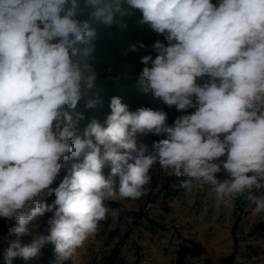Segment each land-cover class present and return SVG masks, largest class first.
Listing matches in <instances>:
<instances>
[{"label":"clouds","instance_id":"obj_1","mask_svg":"<svg viewBox=\"0 0 264 264\" xmlns=\"http://www.w3.org/2000/svg\"><path fill=\"white\" fill-rule=\"evenodd\" d=\"M134 16L167 41L140 57V90L194 111L168 125L164 111H130L113 96L104 123L91 119L81 136V102L102 103L97 26L123 32ZM145 48L137 40L127 51ZM149 133L164 137L151 151L138 143ZM157 164L183 177L186 193L207 185L216 201L244 197L246 211L264 215V0H0V218L15 221L0 237L5 264L46 244L68 261L98 233L106 201L147 194ZM46 213L48 234L22 244Z\"/></svg>","mask_w":264,"mask_h":264},{"label":"rangeland","instance_id":"obj_2","mask_svg":"<svg viewBox=\"0 0 264 264\" xmlns=\"http://www.w3.org/2000/svg\"><path fill=\"white\" fill-rule=\"evenodd\" d=\"M114 177L118 189L119 177ZM225 178L222 172L219 180ZM145 187L147 194L138 200L116 199L106 205L108 216L95 237L71 259L57 258L56 264H172L183 239L202 246L200 253L188 257L190 264H264V227L259 228L264 215L253 217L246 211L244 197L225 205L207 185L171 195ZM51 215L38 219L42 223Z\"/></svg>","mask_w":264,"mask_h":264},{"label":"trees","instance_id":"obj_3","mask_svg":"<svg viewBox=\"0 0 264 264\" xmlns=\"http://www.w3.org/2000/svg\"><path fill=\"white\" fill-rule=\"evenodd\" d=\"M213 3H218V0H213ZM134 16L132 19L125 18L128 28L121 32L116 28L107 29L102 26L98 27L99 39L97 41L96 48V68L98 71V80L96 82V87L93 90V94L97 95L102 103L93 109H86L81 102L79 106V111L84 114L85 119L79 122L77 126V134H83L84 128L90 122L91 119L96 118L102 124L104 123L107 115L110 113V100L113 96H119L122 98V102L127 104L130 111H135L140 107H148L153 110H162L167 113V123L172 125L174 120L181 115L191 114L194 109H188L187 111L180 112L177 111L174 106L169 107L165 105L162 101L155 99L151 94L143 93L138 84L137 77L144 67L140 63V57L144 55L151 54L153 59L157 53L153 50V44L156 41H160L167 45V41L163 35H158L152 32L150 29L145 28L144 30L139 29L135 26ZM112 31V35L108 36L107 33ZM139 40L143 43L146 48L140 49L136 52L127 51L130 44L135 43ZM126 52L122 55V52ZM133 65L131 68L130 65ZM149 67L151 64L148 65ZM163 136H157L154 134H145L138 137V143L144 144L148 147L149 151L152 149L154 142L163 139ZM224 159V158H221ZM72 161H69L65 166L53 184V187L58 186L63 176L67 174L68 168H70ZM110 170H106V175H108ZM223 170L217 174V178L221 176ZM151 182L149 184L150 190L157 189L166 195H171L174 192L181 190L179 187L180 180L183 177L177 178L174 175L166 174L159 165H154L150 171ZM109 179L113 181L114 186L118 184L117 179L114 176L109 175ZM243 197H237L236 200L242 199ZM54 199L53 197L48 198V202ZM106 205H113V201H106ZM50 213H46L48 216ZM37 227L33 230L34 233L21 237L22 244H30L34 238L39 235H47V221L40 222L36 220ZM14 226L13 221H7L0 218V237H5L8 235L9 227ZM260 225L259 228H263ZM9 239H15V237H9ZM8 247L7 241L0 243V264H5L4 260V249ZM202 251V246L199 242L192 239H183L179 243L176 257L172 264H190L188 261L189 256H193ZM57 256L54 252V246L52 244L44 245L38 256L31 258L29 260H24L22 258H15L12 264H56ZM114 264H124L121 260H117Z\"/></svg>","mask_w":264,"mask_h":264}]
</instances>
